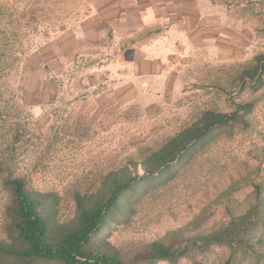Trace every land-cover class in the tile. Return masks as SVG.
Instances as JSON below:
<instances>
[{
    "label": "rangeland",
    "instance_id": "rangeland-1",
    "mask_svg": "<svg viewBox=\"0 0 264 264\" xmlns=\"http://www.w3.org/2000/svg\"><path fill=\"white\" fill-rule=\"evenodd\" d=\"M175 1L0 0V239L4 176L56 192L61 219L73 218L74 190L95 191L107 173L142 162L203 112L246 102L255 105L246 129L218 139L106 240L125 264H142L136 257L155 241L181 248L243 214L256 186L264 206V86L253 92L241 78L264 56V0H184V13L204 23L192 38L181 35V57L171 40L161 46L168 57L133 55L124 35L143 23L138 16L153 24ZM228 257L213 248L179 264Z\"/></svg>",
    "mask_w": 264,
    "mask_h": 264
},
{
    "label": "trees",
    "instance_id": "trees-1",
    "mask_svg": "<svg viewBox=\"0 0 264 264\" xmlns=\"http://www.w3.org/2000/svg\"><path fill=\"white\" fill-rule=\"evenodd\" d=\"M153 28L125 42L150 38ZM253 92L264 86V56L242 73ZM253 102L236 104L231 112L207 110L196 122L169 138L142 162H131L107 173L95 191L74 190L71 200L75 216L62 220L61 197L56 192L32 188L25 178L12 173L3 177L9 198L5 206V237L0 239V264H125L106 240L117 225L128 224L142 201L152 192L166 188L197 156L222 137L249 126ZM256 202L227 224L203 235L186 237L181 248L155 241L135 263L179 264L195 254L225 248L224 264H260L264 260V206L261 187ZM107 233V234H106ZM105 236V237H104ZM195 248V250H193ZM199 264V263H195Z\"/></svg>",
    "mask_w": 264,
    "mask_h": 264
},
{
    "label": "crops",
    "instance_id": "crops-1",
    "mask_svg": "<svg viewBox=\"0 0 264 264\" xmlns=\"http://www.w3.org/2000/svg\"><path fill=\"white\" fill-rule=\"evenodd\" d=\"M183 1L184 0H176L175 3H173L175 4L174 6H177L175 10L170 8L168 13H158L153 24L144 22L146 14L140 15V17L138 16L139 20L143 23H141L136 30L129 29L127 31L128 33L124 35V38H131L134 35L139 36L141 32L146 31L148 28H153L152 30L154 34L150 38H147L144 42L139 40V42L131 45V47H134L132 48L133 55L139 54L140 57H165L167 54L168 57L171 53L166 52V50L161 46L165 47V42L167 40H171L173 45L176 46L177 53H180L178 56L176 55L174 57H181V35H183L184 38H192V35L196 32V30L199 29L198 33H201L202 30H200L202 25H198L197 23H204L201 22L204 17H202V15L200 16L199 13L196 19L191 17L193 15L191 12H186L187 14L184 13L185 10L183 9ZM190 10H194L193 5L190 7ZM167 20H169V22H167ZM196 25L199 27H196Z\"/></svg>",
    "mask_w": 264,
    "mask_h": 264
}]
</instances>
